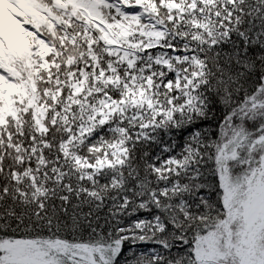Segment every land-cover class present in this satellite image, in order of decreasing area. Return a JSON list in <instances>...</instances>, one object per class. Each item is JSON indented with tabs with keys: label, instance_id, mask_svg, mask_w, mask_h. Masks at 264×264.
<instances>
[{
	"label": "snow or ice",
	"instance_id": "1",
	"mask_svg": "<svg viewBox=\"0 0 264 264\" xmlns=\"http://www.w3.org/2000/svg\"><path fill=\"white\" fill-rule=\"evenodd\" d=\"M0 264H264V0H0Z\"/></svg>",
	"mask_w": 264,
	"mask_h": 264
}]
</instances>
